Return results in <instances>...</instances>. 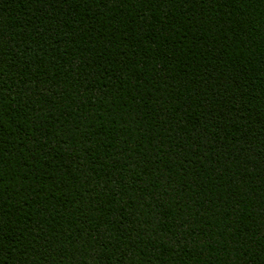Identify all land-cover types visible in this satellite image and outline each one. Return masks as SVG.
<instances>
[{"label": "trees", "instance_id": "1", "mask_svg": "<svg viewBox=\"0 0 264 264\" xmlns=\"http://www.w3.org/2000/svg\"><path fill=\"white\" fill-rule=\"evenodd\" d=\"M0 264H264V0H0Z\"/></svg>", "mask_w": 264, "mask_h": 264}]
</instances>
